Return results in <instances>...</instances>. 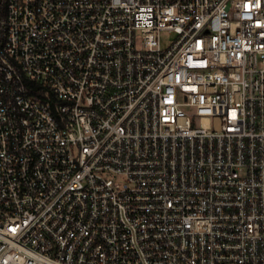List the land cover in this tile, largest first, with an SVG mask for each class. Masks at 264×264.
I'll return each instance as SVG.
<instances>
[{"label": "built area", "instance_id": "built-area-1", "mask_svg": "<svg viewBox=\"0 0 264 264\" xmlns=\"http://www.w3.org/2000/svg\"><path fill=\"white\" fill-rule=\"evenodd\" d=\"M0 264H264V0H0Z\"/></svg>", "mask_w": 264, "mask_h": 264}, {"label": "rangeland", "instance_id": "rangeland-1", "mask_svg": "<svg viewBox=\"0 0 264 264\" xmlns=\"http://www.w3.org/2000/svg\"><path fill=\"white\" fill-rule=\"evenodd\" d=\"M173 38L174 37L172 34H164L163 40H162L163 46H167L172 41Z\"/></svg>", "mask_w": 264, "mask_h": 264}]
</instances>
